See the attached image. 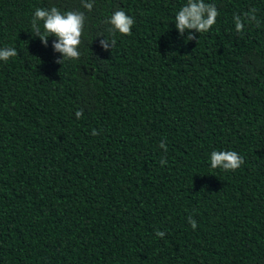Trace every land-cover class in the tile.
<instances>
[{
  "label": "trees",
  "instance_id": "16d2710c",
  "mask_svg": "<svg viewBox=\"0 0 264 264\" xmlns=\"http://www.w3.org/2000/svg\"><path fill=\"white\" fill-rule=\"evenodd\" d=\"M186 3L0 0V264H264V0H205L191 40ZM52 6L85 13L78 60L31 34ZM117 10L135 23L106 50ZM222 150L244 163L212 169Z\"/></svg>",
  "mask_w": 264,
  "mask_h": 264
},
{
  "label": "clouds",
  "instance_id": "9594fccd",
  "mask_svg": "<svg viewBox=\"0 0 264 264\" xmlns=\"http://www.w3.org/2000/svg\"><path fill=\"white\" fill-rule=\"evenodd\" d=\"M83 7L89 12L94 6V0H82ZM219 12L214 4L205 3V0H187L175 15V27L183 36L185 30L188 31L187 40L195 39V36L190 31L195 29L200 34L207 33L216 23ZM236 32H242L245 27V21H256L255 9H251L245 13L243 18L239 15L233 17ZM86 16L80 11L61 12L57 7L36 8L31 20V34L39 36L42 43L47 46L48 37L55 36L57 40L53 41L55 51L62 54L57 63L62 64L66 60H78L80 58L79 46L81 37L84 31ZM109 25L108 31L112 33L111 40L104 38L100 40V44L104 49L115 45L114 38L116 33L121 35H131L132 26L135 23L134 19L127 15L123 10L115 11L105 21ZM42 25V26H41ZM186 38V37H185ZM18 55L17 49L7 47L0 49V60L7 62L10 58ZM82 110H78L75 115L77 118L82 116ZM96 132L93 130V135ZM160 147L167 152V146L162 141ZM160 163H167L166 158H161ZM244 163L243 158L232 150L213 151L210 154V166L212 169H222L224 171H235ZM192 228L197 227L196 221L191 217L188 218ZM157 236L163 238L165 233L157 231Z\"/></svg>",
  "mask_w": 264,
  "mask_h": 264
}]
</instances>
